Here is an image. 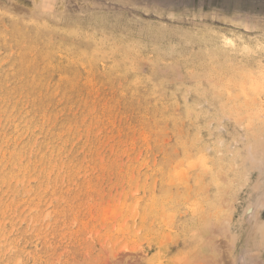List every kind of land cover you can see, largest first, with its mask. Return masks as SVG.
Returning <instances> with one entry per match:
<instances>
[{"label": "rangeland", "instance_id": "1", "mask_svg": "<svg viewBox=\"0 0 264 264\" xmlns=\"http://www.w3.org/2000/svg\"><path fill=\"white\" fill-rule=\"evenodd\" d=\"M238 1L0 0V264H264Z\"/></svg>", "mask_w": 264, "mask_h": 264}, {"label": "crops", "instance_id": "2", "mask_svg": "<svg viewBox=\"0 0 264 264\" xmlns=\"http://www.w3.org/2000/svg\"><path fill=\"white\" fill-rule=\"evenodd\" d=\"M244 2L243 5H238V13H242L243 16H250L254 19H259L264 22V0H239ZM235 4L231 5V8Z\"/></svg>", "mask_w": 264, "mask_h": 264}]
</instances>
